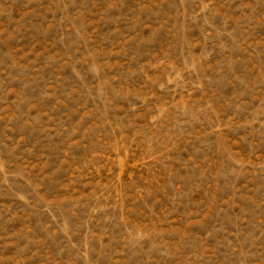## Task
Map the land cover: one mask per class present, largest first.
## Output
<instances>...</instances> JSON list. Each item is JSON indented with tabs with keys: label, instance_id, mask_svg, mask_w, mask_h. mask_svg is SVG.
I'll return each instance as SVG.
<instances>
[{
	"label": "rangeland",
	"instance_id": "obj_1",
	"mask_svg": "<svg viewBox=\"0 0 264 264\" xmlns=\"http://www.w3.org/2000/svg\"><path fill=\"white\" fill-rule=\"evenodd\" d=\"M0 264H264V0H0Z\"/></svg>",
	"mask_w": 264,
	"mask_h": 264
}]
</instances>
